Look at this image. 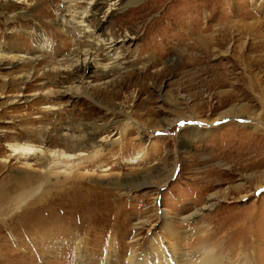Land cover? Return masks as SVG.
I'll return each mask as SVG.
<instances>
[{
    "label": "rangeland",
    "instance_id": "obj_1",
    "mask_svg": "<svg viewBox=\"0 0 264 264\" xmlns=\"http://www.w3.org/2000/svg\"><path fill=\"white\" fill-rule=\"evenodd\" d=\"M65 1L0 0V264H183L203 238L264 264V0H110L86 38Z\"/></svg>",
    "mask_w": 264,
    "mask_h": 264
},
{
    "label": "bare ground",
    "instance_id": "obj_2",
    "mask_svg": "<svg viewBox=\"0 0 264 264\" xmlns=\"http://www.w3.org/2000/svg\"><path fill=\"white\" fill-rule=\"evenodd\" d=\"M75 1H77V0H66L64 2L63 8H62V11L64 13H63L62 17H65L67 12L70 13L69 15H71L72 18H76V20L80 16L81 20L76 21L75 27L77 28V32L80 34L79 36L86 38V37H88L87 35L89 34L88 33L89 31H87L88 29H86V28L92 26V25H90L91 20L96 18L98 12H100L104 6H107L109 4L110 0H94V2L92 3L93 5L90 8H84L83 10H79L78 6H74L73 3ZM130 3L132 4L135 2L131 1ZM83 23H86V24H83ZM103 24H104V20L98 22L96 25H93L94 30L101 29ZM107 40H111L110 42L108 41L109 43L116 41V39H114V41H113V38L104 39V42L102 40L97 41L94 44H88L87 48L80 49L78 52H76L75 55H73V57L76 56V59H74V61H76L75 73H76L78 80H81L80 82H83L91 74L92 61H90V60L92 57L94 58V60H96V58L99 57V51L101 48H105V46L107 44V43H105V41H107ZM206 52H208V51H206ZM37 58L35 60H37ZM108 60H109V64L105 66V68L100 73V76H103V78H107V77L109 78V76L113 72L114 73L115 72H123L122 71L123 68L121 69V67H119V65H120L119 64V61H120L119 57H114L113 55H108ZM25 61H27L25 56L15 55V62H16L15 65L21 64ZM0 66L1 67L6 66L4 61L0 60ZM61 93H62V95L70 94V88H66V89L62 90ZM19 97H23V95H19ZM16 98H18V97H16ZM10 147L14 151L15 154L22 153L24 155H27V154L32 153L33 150H35V147L32 145L10 144ZM63 155L66 156V158L72 157V155H67L65 153H63ZM201 241L202 242L200 244V247L198 248V251H200L201 259L194 260L193 259V251H186L185 255L183 254V252H182V254L180 253V255L182 256V259H183V257L189 258L188 264H223L222 262H223V260H225L223 258L224 254L220 253V252L222 250H225V245H224L225 243H222V244L218 245L217 247H215L216 248V251H215L214 247L212 246V243H213L212 239L203 238ZM158 259H159V260H157L158 264H167L165 262V260L164 261L162 260V257H159ZM182 259H181L182 263L185 264ZM237 260L239 261L238 264H260L259 259L257 261L256 260L255 261L254 260L248 261V259H245L244 257H238ZM128 264H153V263L147 262L146 260L142 262L141 260H136L134 258V260L130 261ZM168 264H181V263L169 262Z\"/></svg>",
    "mask_w": 264,
    "mask_h": 264
},
{
    "label": "snow or ice",
    "instance_id": "obj_3",
    "mask_svg": "<svg viewBox=\"0 0 264 264\" xmlns=\"http://www.w3.org/2000/svg\"><path fill=\"white\" fill-rule=\"evenodd\" d=\"M183 123V122H182Z\"/></svg>",
    "mask_w": 264,
    "mask_h": 264
}]
</instances>
